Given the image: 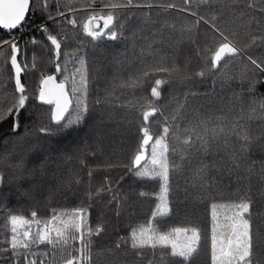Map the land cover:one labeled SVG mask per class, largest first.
<instances>
[{
  "label": "snow or ice",
  "instance_id": "1",
  "mask_svg": "<svg viewBox=\"0 0 264 264\" xmlns=\"http://www.w3.org/2000/svg\"><path fill=\"white\" fill-rule=\"evenodd\" d=\"M75 2L76 0H43L42 8L39 9L45 20L57 29V33L53 34L48 23H42L37 28V31L44 34L49 42L50 51L54 54V74L41 75L37 97L42 105L49 106L48 123L38 127V131L45 135L53 132L49 125L54 124L55 130L67 131L85 122L90 112L89 69L86 53L83 52L84 41L79 39V30H82L83 36L90 38L91 42L102 38L117 40L123 36L125 25L132 15L131 12L124 10L133 7L159 8L165 13L175 11L178 14H188L195 19L193 23L180 29V37L175 41L170 33L166 35L164 31L166 28L175 31L174 25L162 24L154 29L152 35L145 38L139 53L134 54V58L144 65L142 70L138 74H130L127 80L121 79L118 74L114 75L113 80L120 81L119 87L136 88L146 77L157 73H167L169 77L175 75L181 80L187 79L176 64L175 58L166 62L168 58L159 55L160 49L153 50V45H163L167 40L170 42L169 46H173L185 39L195 44V30L201 22L209 26L216 46L214 48L206 46L201 55V49L197 45V54L201 55L205 67L194 74L196 77L203 79L214 75L222 78L224 82L233 79L246 81L249 80L247 75L249 71L254 74L264 73V54L245 56V68L238 76L234 77L228 71L231 59L240 56L242 50L226 34L220 22L225 11L229 13L237 11L233 5L239 6L241 0H181L180 4L165 3L163 0H102L103 7L100 9L93 7L96 0H88L89 10L80 18L79 25L78 9L70 7ZM32 3L33 0H0V29L7 30L10 34V39L0 40V76L4 75V66H7L10 73L8 77L0 80V86L6 84L8 79H12L14 85L12 99L7 104L0 102V123L10 119L13 133L19 130L21 113L26 114L30 105L26 85L22 82L26 72L25 64L22 63L25 56L21 47L22 40L11 36V33L26 24ZM53 6L55 10H52ZM201 7L205 9V13L200 12ZM247 8L253 9V4L247 3ZM258 11L264 13V5ZM243 15L244 12L241 11L236 18ZM144 18L148 23H156L150 13H145ZM227 23L224 21L225 25ZM253 24L256 27L252 31L260 34L251 35L249 43L245 45L246 48L264 46V21L258 16L249 15L247 27L252 28ZM66 26H70L72 31H68ZM23 43L25 45L40 43L41 46H45L34 37ZM73 43L76 44V48L68 51ZM5 45L10 50L7 56L4 55ZM62 46L65 49L64 59H61ZM148 55L153 57L150 65L144 64L143 60V57ZM113 62L119 66L122 60L120 56H115ZM98 71L100 70L94 64L93 80ZM169 82L167 79H155L150 89V99L141 97L143 103L139 100L134 104L130 102L132 108L141 110L136 128L137 143L130 163L105 164L106 168H127L129 174L138 180L158 184L159 190L156 193L158 203L155 205L152 219L146 225L131 229L130 249L140 258L145 249H151L154 256L157 249H168V252L161 251L159 264H169V257L180 258L174 264H188L194 254H198L202 241L200 228L174 227L170 231L161 232L153 223L172 213L169 198L171 196L173 201L176 199V176L179 173H187L186 189L191 187L203 193L204 195H197L195 199L206 202L210 210L211 264H262L264 257L260 254V242L264 237L260 234L259 225L254 226L253 217L257 214L254 205L257 201L253 199L250 180L253 176H258L264 183V159L259 161L251 159L253 149L264 152V139L251 135L248 121L259 119L262 122L260 126L264 127V98L250 99L246 111L242 94H236L239 110L230 107L223 115L207 112L202 114L199 109H193L192 119L181 128V122L187 118L188 98L194 97L196 93L189 89L182 94L183 100H177L173 93L172 101L176 106L170 114L166 113V106L158 104L157 101L161 99V86ZM116 86L113 85L114 88ZM251 90L250 86L249 91ZM111 95L109 92L108 97ZM108 97L105 98V102H108ZM94 102L101 103L99 98ZM257 109L260 110L259 114ZM156 124L159 125V131L154 133L152 126ZM181 132L184 134L183 137L178 135ZM170 141H177L179 146ZM193 159L196 160L195 164ZM80 163L83 165L84 161L81 160ZM91 175L92 171L89 170L88 176ZM225 175L236 177L237 187L231 193L234 198L228 201L218 200V197L224 195V185L218 177ZM2 183L3 174L0 173V184ZM73 183L79 184V178L70 176L62 186L68 188ZM102 193H111L110 199L117 200V195L107 178L103 187L97 188L95 192L88 190L84 195L91 200ZM139 195L148 194L140 192ZM260 195L264 197V191ZM185 198H188L187 191ZM90 207L89 204L71 209H53L45 220L38 219L35 210L31 211V218L23 214H11L6 218L9 234L8 246L4 251L12 254L13 264H37L38 259L39 264H91L92 238L98 236L102 228L91 226ZM260 215H264V212ZM124 242L127 243L126 240ZM41 246H45V249L42 250ZM116 247H120L119 242ZM148 264H156V261L149 260Z\"/></svg>",
  "mask_w": 264,
  "mask_h": 264
},
{
  "label": "trees",
  "instance_id": "2",
  "mask_svg": "<svg viewBox=\"0 0 264 264\" xmlns=\"http://www.w3.org/2000/svg\"><path fill=\"white\" fill-rule=\"evenodd\" d=\"M163 2H174L180 4L181 0H163ZM43 0H33L30 5L32 9L26 17V24L19 30H13V36L22 40L21 47L25 52L24 60L26 72L22 82L26 85V94L29 96L28 112L21 113L20 128L17 132L11 131L10 119H5L0 123V173L3 174V183L0 184V264H13L12 254L4 251L7 245L9 226L7 219L11 214H23L31 218L32 210L37 211V218L47 219L52 210L71 209L82 205H91L90 224L92 227H101L102 231L98 236L92 238V260L91 264H148L149 260H155L159 264L161 251L168 252V249H157L155 256L151 249L143 251L142 258L137 257L135 251L131 250L130 231L132 228L146 225L152 219L155 211L156 193L158 184L152 181H140L129 174L127 168L113 167L106 168L105 164L115 162L123 165L130 163L131 157L137 143L136 128L137 121L140 119V109L132 108L131 103L138 100L143 103L141 97L151 98L150 89L154 85L155 79H167L170 82L161 86V99L158 104L165 105V112L171 113L176 106L172 101V94L177 100H183V93L191 89L196 93L194 97H189L186 104L187 118L181 122L183 128L194 115L193 109H199L202 114L214 113L223 115L228 112L230 107L239 110L236 103V94H242L247 111V102L252 98H264V73L248 72L249 80L241 81L233 79L224 82L222 78L214 75L206 76L201 79L194 74L205 67L201 59L203 49L214 48L215 41L212 40L209 26L201 22L195 30V44L188 40H182L179 44L169 46L170 42L165 40L164 44H154L153 50L160 49L159 55L167 57L166 62L175 58L176 64L181 69L187 79L181 80L173 75L169 77L167 73H157L144 79V82L136 88H121L119 80H113L114 75H119L123 80H127L130 74H138L144 65L134 58L138 54L140 47L144 44L145 38L150 37L154 29L162 24H172V29H164L165 34H171L173 40L180 37V29L193 23L194 19L188 14H178L175 11L163 12L159 8H130L124 10L131 12L132 15L125 25L123 36L117 40L102 38L99 41L91 42L90 38L84 37L82 30H79V39L83 40V52L86 53V60L89 69V115L85 122L67 130H55L54 124L49 125L53 128L51 134L45 135L38 131L39 126L48 123V105H42L37 97L40 88V77L42 74H54L53 61L54 54L50 51L49 42L43 33L37 31L42 23H48L44 16L40 14ZM247 3L253 4V9L247 8ZM264 5V0H241L239 6L233 5L237 9L235 13L225 11L221 18L220 26L225 28L226 34L233 39L237 47L242 50L241 55L231 59L228 71L231 75L238 74L245 68L244 57L247 55L259 56L264 54V46L246 48L251 35L254 33L252 28L247 27L249 15L258 16L264 21V13L258 9ZM70 7L78 9V25L80 18L86 15L88 0H76ZM95 9L103 7L102 0H96L93 6ZM63 3L61 10H63ZM55 10V6L52 7ZM244 15L240 18V12ZM201 13L205 9L201 7ZM145 13H150L152 20L156 23L151 24L145 20ZM227 21V25L224 24ZM49 30L57 33L56 27L48 23ZM68 31H72L70 26H66ZM11 33V34H12ZM135 33V35H133ZM234 33V35H233ZM187 35V33H186ZM35 38L38 42L35 45H25L23 41ZM10 39L7 30L0 29V40ZM197 45L201 49V55L197 54ZM76 44L67 49L72 51ZM65 49L62 46V57L64 59ZM10 50L4 46V55H9ZM120 56L122 63L117 66L113 62V57ZM144 64H151V55L143 57ZM100 71L95 73L93 80V65ZM3 76L0 80L10 75L7 66L3 68ZM254 78V82H253ZM59 79V77H58ZM215 81V83H213ZM113 85H117L115 88ZM251 86V91L249 88ZM12 79H8L6 84L0 86V102L7 104L12 99L13 91ZM112 95L108 97V93ZM108 97V102L105 98ZM99 98L101 103L94 101ZM259 109L257 113L259 114ZM235 114V113H233ZM154 119V118H150ZM259 119L248 121L249 130L254 137L261 136L264 139V127H261ZM152 131L158 132L159 125H153ZM183 137V133H178ZM171 136V133H170ZM179 146L177 141H170ZM65 157H70L66 159ZM211 159V158H209ZM251 159L259 161L264 159V152L253 149ZM84 163L81 165L80 161ZM196 160L193 159V164ZM21 165V167H17ZM92 171L91 177L88 171ZM243 174V173H241ZM187 173H179L176 176L177 189L176 199L169 198L172 213L168 217L154 221V225L161 232L170 231L174 227L196 226L202 230L201 247L198 254H194L188 264H211L210 259V210L206 202L195 199L199 193L196 189L188 187L186 189ZM70 176L78 177L79 184L73 183L70 187H63V183ZM107 181L111 183L117 200H111V193H102L100 196L89 200L84 195L86 191L95 192L97 188L103 187ZM224 185V195L218 200L228 201L233 199L231 193L236 189V177L225 175L218 177ZM252 185V196L257 203L254 211L257 213L253 217L254 226L259 225L260 234L264 237V183L258 176H253L250 180ZM186 191L188 198L186 199ZM147 193V196H140L139 193ZM124 238V240H121ZM127 241L125 243L124 241ZM119 242L120 247L116 245ZM45 249V246H41ZM260 254L264 257V239L260 242ZM59 256V253H56ZM180 258L169 257V264L178 262ZM39 264V259L37 261ZM264 264V261H262Z\"/></svg>",
  "mask_w": 264,
  "mask_h": 264
},
{
  "label": "rangeland",
  "instance_id": "3",
  "mask_svg": "<svg viewBox=\"0 0 264 264\" xmlns=\"http://www.w3.org/2000/svg\"><path fill=\"white\" fill-rule=\"evenodd\" d=\"M13 35H14V33H12V34H11V36H13ZM16 37H17V36H16ZM3 40H8V39H7V38H5V39H3ZM48 108H49V107H48ZM48 110H49V109H48Z\"/></svg>",
  "mask_w": 264,
  "mask_h": 264
}]
</instances>
